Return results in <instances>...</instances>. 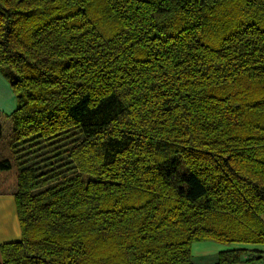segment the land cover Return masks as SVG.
<instances>
[{
  "label": "trees",
  "instance_id": "1",
  "mask_svg": "<svg viewBox=\"0 0 264 264\" xmlns=\"http://www.w3.org/2000/svg\"><path fill=\"white\" fill-rule=\"evenodd\" d=\"M0 72L18 101L0 194L23 234L1 264L264 244V0H0Z\"/></svg>",
  "mask_w": 264,
  "mask_h": 264
},
{
  "label": "crops",
  "instance_id": "2",
  "mask_svg": "<svg viewBox=\"0 0 264 264\" xmlns=\"http://www.w3.org/2000/svg\"><path fill=\"white\" fill-rule=\"evenodd\" d=\"M17 106L15 91L7 78L0 72V125L4 127L9 125V115L17 109ZM261 218L264 221V213L261 214ZM22 237L15 195L13 193L0 194V264L3 261L2 246L21 241ZM243 247L264 253V244L259 243H232L230 245L216 241H202L193 244V260L211 258V264H215L220 252ZM236 264H264V259L254 262L243 261Z\"/></svg>",
  "mask_w": 264,
  "mask_h": 264
},
{
  "label": "rangeland",
  "instance_id": "3",
  "mask_svg": "<svg viewBox=\"0 0 264 264\" xmlns=\"http://www.w3.org/2000/svg\"><path fill=\"white\" fill-rule=\"evenodd\" d=\"M8 133V131H6L4 133V135H6ZM232 244V243H231ZM211 258H207L206 260L205 259H195V263L196 264H211Z\"/></svg>",
  "mask_w": 264,
  "mask_h": 264
}]
</instances>
